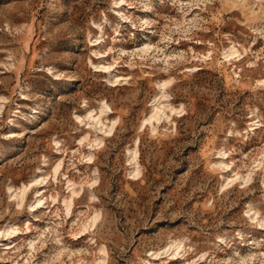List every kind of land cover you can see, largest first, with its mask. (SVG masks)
Instances as JSON below:
<instances>
[{
    "label": "rangeland",
    "instance_id": "374dc122",
    "mask_svg": "<svg viewBox=\"0 0 264 264\" xmlns=\"http://www.w3.org/2000/svg\"><path fill=\"white\" fill-rule=\"evenodd\" d=\"M0 264H264V0H0Z\"/></svg>",
    "mask_w": 264,
    "mask_h": 264
},
{
    "label": "bare ground",
    "instance_id": "6f19581e",
    "mask_svg": "<svg viewBox=\"0 0 264 264\" xmlns=\"http://www.w3.org/2000/svg\"><path fill=\"white\" fill-rule=\"evenodd\" d=\"M229 54H233V51L232 50H230V52H229ZM59 165H57L56 167H55V169L54 170H56L57 169V167H58ZM36 181V180H35ZM41 181V180H40ZM37 182V181H36ZM35 182V183H36ZM71 184H72V190H74L75 189V187H74V183L73 182H71ZM16 195V194H15ZM24 197V196H23ZM39 201H40V198L37 196L36 198H35V202L36 203H39ZM66 207L68 208V206H69V204H70V200L68 199V200H66ZM89 223V222H88Z\"/></svg>",
    "mask_w": 264,
    "mask_h": 264
}]
</instances>
